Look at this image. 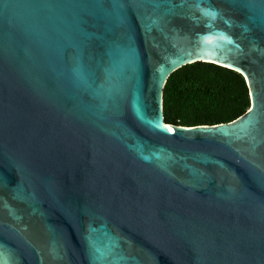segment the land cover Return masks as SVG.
<instances>
[{"label": "water", "instance_id": "water-1", "mask_svg": "<svg viewBox=\"0 0 264 264\" xmlns=\"http://www.w3.org/2000/svg\"><path fill=\"white\" fill-rule=\"evenodd\" d=\"M197 61L250 108L168 123ZM0 264H264V0H0Z\"/></svg>", "mask_w": 264, "mask_h": 264}, {"label": "trees", "instance_id": "trees-1", "mask_svg": "<svg viewBox=\"0 0 264 264\" xmlns=\"http://www.w3.org/2000/svg\"><path fill=\"white\" fill-rule=\"evenodd\" d=\"M250 106L243 74L213 62L197 61L178 68L164 88V116L172 124L229 122Z\"/></svg>", "mask_w": 264, "mask_h": 264}, {"label": "snow or ice", "instance_id": "snow-or-ice-1", "mask_svg": "<svg viewBox=\"0 0 264 264\" xmlns=\"http://www.w3.org/2000/svg\"><path fill=\"white\" fill-rule=\"evenodd\" d=\"M212 15H214V13H212Z\"/></svg>", "mask_w": 264, "mask_h": 264}]
</instances>
